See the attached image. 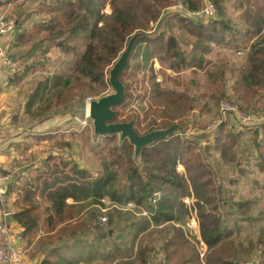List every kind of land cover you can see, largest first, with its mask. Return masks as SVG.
Returning <instances> with one entry per match:
<instances>
[{
  "label": "trees",
  "instance_id": "obj_1",
  "mask_svg": "<svg viewBox=\"0 0 264 264\" xmlns=\"http://www.w3.org/2000/svg\"><path fill=\"white\" fill-rule=\"evenodd\" d=\"M211 1L216 17L203 24L180 13L163 15L175 6L188 13L197 12L203 7L201 0H40L34 12L37 22L29 29L18 22L14 44L6 53L12 47L30 43V58L47 56L50 51L76 57L64 73H48L36 83L25 113L43 120L59 108L92 97L96 89L93 85L103 87L108 69L136 33L152 38L136 42L128 66L119 76L125 97L115 108L114 121L133 119L136 132L142 135L172 125L187 126L198 109L209 113L201 96H192L187 89L178 90L176 79L208 64L206 55L223 45L224 33L236 32L221 17L225 0ZM234 3L244 7L246 22L257 29L255 34L260 33L264 27V0ZM105 7L110 10L108 14ZM180 34L190 39L184 46L178 41ZM225 59L205 75L208 98L216 105L226 99L244 113L264 117V36L251 45L239 69H231ZM155 61L161 67L167 65L176 75L169 78L168 85L158 82ZM32 65L27 63L21 75ZM20 79L18 75L13 80L18 83ZM127 107L132 109L130 114L124 112ZM246 134L244 150H239L241 139L223 122L213 132L210 144L209 137L202 145L200 139L173 135L144 148L138 164L127 141L118 144L116 136L104 137L111 145L107 155L101 157L102 169L96 176L62 159L49 164V158L43 169L19 189L15 202L18 212L13 220L22 229L20 238L26 248L36 243L38 264H77L64 251L84 232H93L95 244L117 247L109 232L97 224L95 211L87 217L81 215L85 202L98 210L105 207L106 200L119 205L130 202L147 213L138 224L129 225L133 240L152 228L166 232L158 264H264V207L253 195L256 190H264V183L251 181L256 172L264 174V123L254 125ZM242 179L253 186L249 196L239 195L236 199L231 188ZM155 194L159 196L150 205L148 200H153ZM185 198L193 200L190 210L197 217L198 239L183 230L190 214ZM119 224L111 217L107 221L113 230ZM252 224L258 226L256 237L248 232L241 238L242 230L251 229ZM37 232L41 236L37 237ZM122 237L120 234L116 239ZM153 249L138 247L141 264H147Z\"/></svg>",
  "mask_w": 264,
  "mask_h": 264
},
{
  "label": "rangeland",
  "instance_id": "obj_2",
  "mask_svg": "<svg viewBox=\"0 0 264 264\" xmlns=\"http://www.w3.org/2000/svg\"><path fill=\"white\" fill-rule=\"evenodd\" d=\"M0 2H3L0 3V17L5 19H13L16 23L19 20L17 14L19 11L17 7H19V5H21L22 8H27V6L37 8L40 0H20L17 2H12L13 4L11 5V7H3L8 2V0H1ZM104 12L108 14L110 12L109 8L105 7ZM191 18L195 21L203 22L196 16H192ZM37 20L38 17L33 12L28 15V19H25V21L28 22L27 25H29V28L32 27V25L35 24ZM203 24L206 23L203 22ZM153 30H155V26L152 31ZM147 35L150 36L149 34ZM180 36H177V38L182 46L190 41L189 38V40L186 39L185 35L180 34ZM81 43L83 44V39H81L80 44ZM30 47L31 45L29 43V45L20 47L16 50L11 51L10 49L8 53L3 52L5 56H10L12 58L22 60L25 65L27 63H33V67L30 71L23 75H21L22 71L19 73V75L22 77L18 81V83L13 81L18 94L17 104L20 100L22 102V100L28 99L29 94L33 91L36 83L41 80L42 77L46 76L48 73H64L67 68H70L73 65L76 57L72 55L62 56L57 54L55 51H50L47 56H38L39 54H37V56L30 58ZM82 49L83 46L79 47V52L82 51ZM213 52L206 55L209 58L208 60L211 59L210 61L213 63V65L209 66L203 63L202 68H196L195 71L188 70L187 72L181 74L179 76V79H176V82H179L177 84L180 85L178 90L183 91L184 89H187L192 96H201V102L207 103L208 107L211 110L208 113L205 111H199L200 109H198L192 115V117H190L191 120L189 121V124L187 126H180L184 129V133L182 135L176 133V135L182 136L189 140L200 139L199 143L202 145L206 144V137H209L208 143L210 144L212 142L211 136L213 135V132L223 122L225 125H227L228 129L232 130V133L236 137L241 139V146L239 147V150H244L246 145L243 141L247 139V135L245 136L244 133H247L254 125L264 123V117H255V114L253 113H244L240 109H238L237 105L230 104L226 99H222L221 101H225L229 105L236 107L240 113L249 115L253 119L252 123L245 124L234 114L222 115L219 111V104L221 101H219L218 105H216L213 100L208 98V95L210 96V92L207 88V79L205 75L208 73L207 71L213 72L217 68L216 64L226 57L223 54L218 53V55L214 56L212 54ZM245 56H243V58H245ZM240 62H242V60H240ZM154 65H158L159 67L156 68L158 82L167 84V81H169L170 77L176 76L172 72L171 74L166 72L169 71L167 69V65H162L161 67L156 61L154 62ZM33 70L35 71L32 73L31 71ZM106 79L107 82H105L101 89L97 84L93 85V88L96 89L93 90V95L91 94L92 97L88 96L82 102H73L65 108H59L56 111H53L51 116L47 119L42 120L43 117L30 118V116H23L24 130H26V128L28 127H36L38 134L33 140L35 148L33 147L32 149L35 150L30 154L29 157L23 160L24 164L30 165L31 167L43 169V166L45 165L47 160L49 158H52L49 164L60 162V159H62L66 162L74 164L75 166H78L79 168L88 170L95 176L101 171V157L107 155V150L109 149V146L111 144L108 143L104 137L94 136L92 121L88 118V104L90 101L97 100L112 93V89L108 84V72ZM202 95H206L207 98H202ZM130 109V107H127L124 111L125 114H130ZM19 110L20 107L18 111ZM46 123H48L47 126L44 129H40V127H42V125H46ZM116 140L118 144L121 143L118 137H116ZM138 160L135 161L136 164H138ZM179 170L182 171V169ZM256 173L255 176L251 177V181L256 180L260 184H263L264 174ZM252 186L253 184L251 182L248 183V180L242 179V182L238 186L232 187L231 190L232 193H235V198L238 199L239 195L245 197L249 196V192L251 191ZM253 195L257 196L260 199V207H264V190H256L254 191ZM158 196L159 194L153 195L152 199L154 200L149 199L148 203L150 205H154ZM184 203L186 207L189 208L190 214L187 218V225L183 226V230L188 236H195L198 239L199 234L197 217L195 215V212L190 210L193 200L191 198H185ZM104 204L105 207L101 210H98L95 206L89 204V201H86L82 208L81 215L87 217L90 213L95 211V214L97 215V224H99V227L102 229V231L111 232L109 236L110 238H113L115 246L117 247H105L103 244H101L102 242L95 244L92 241L93 232H84L82 233L83 235L79 236L80 240H78L77 242L69 243L70 245H68L64 252H68L67 254H69L70 258L74 259L77 264H141L137 253V249L141 245L144 248H146L147 246L154 248L148 256L149 258L147 259V264H158L161 261L159 247L162 244L164 237H166L165 230L152 228L148 232L139 236L136 240H133V235L129 231V225L133 223L138 224L142 218H145L147 216V213L143 210V208L138 207L130 202L127 204L119 205L110 203L106 200L104 201ZM109 217L114 219L115 222L120 221L119 226H117V228H115L114 230L108 228L107 221ZM257 229L258 226L256 224H252L251 229L246 228V230H242L240 237L244 238L245 235L248 234V232H251L250 234H253V238H255ZM41 234V232H37V237L41 236ZM120 234H123L124 237H122L121 239H116V237ZM14 241H16L23 250L26 249L24 243L22 244L21 241L19 243L15 238ZM82 242L86 243L83 244ZM92 244H94V247L92 246ZM200 247V250L203 252V246L200 245ZM37 248L38 246L36 245V243H32L29 253H26L25 251L24 256H27L31 260L40 257L38 254L35 255ZM116 248L118 249L116 250ZM244 264L251 263L244 262Z\"/></svg>",
  "mask_w": 264,
  "mask_h": 264
},
{
  "label": "crops",
  "instance_id": "obj_3",
  "mask_svg": "<svg viewBox=\"0 0 264 264\" xmlns=\"http://www.w3.org/2000/svg\"><path fill=\"white\" fill-rule=\"evenodd\" d=\"M17 1L20 0H8L3 7H11L13 4L12 2ZM17 9L21 10L18 14V22L21 24L23 23V26L29 29V25H27L28 22H26L25 19H28V15L31 12H35V8L32 6L22 8V6L19 5ZM176 13H180L188 18H191V16L180 6L167 9L163 15L168 17L173 16ZM221 17L229 21L230 27L235 29L236 32L233 35L229 32L224 33L225 39L223 45L221 44L220 46L215 47L212 54L214 56L223 54L226 56V59H224L225 61H228L230 68L237 70L243 63V56L246 55L251 45L264 36V27H262V31L260 33L255 34L257 29L253 26L251 27V25L246 22L244 7H240L234 3V0H225ZM13 38L14 33L5 36L1 40L5 43V47L2 52H6L8 48L14 44ZM16 49H19V47H12L11 51ZM208 59V56L205 57V62H208L207 65H213L210 61L211 59ZM240 60H242V62H240ZM154 67L155 69L159 68L158 65H154ZM166 72L171 74V71ZM18 75L10 76L7 69L0 61V175L3 177L0 181V188L3 192V194L0 193V216L2 214L10 216L9 221L6 219L4 220L7 232L12 238H15L20 243V241L22 242L20 238L22 229L18 227L13 220V215L18 212L15 202L18 198L19 189L24 186L29 179L35 177L37 173L42 170V168L31 167L23 162L24 159L29 157L30 154L34 152L35 149H32L33 147L35 148L33 140L38 134L36 127H28L24 130L23 116L29 117V115L25 113L27 99L22 100V102L20 100L17 104L18 94L13 79H15ZM19 107L20 110L18 111ZM47 124L48 123H46V125H42L40 129H44ZM244 135H247L246 132ZM30 249L31 246L26 248L24 251L29 253ZM39 260L40 257L31 260L26 256L24 257V264H38Z\"/></svg>",
  "mask_w": 264,
  "mask_h": 264
},
{
  "label": "water",
  "instance_id": "obj_4",
  "mask_svg": "<svg viewBox=\"0 0 264 264\" xmlns=\"http://www.w3.org/2000/svg\"><path fill=\"white\" fill-rule=\"evenodd\" d=\"M150 39L144 33L134 34L127 42L124 50L112 64L108 71V84L112 93L88 104V118L92 121L93 134L96 137H118L120 142L127 141L133 147V159L137 161L141 151L149 148L159 141H164L176 133L183 134L184 129L179 125H172L166 129L152 130L146 134H138L134 128V120L128 122H115V108L120 105L125 97V87L119 79L128 66L134 46L139 39ZM5 47L0 42V51ZM9 221L10 216L5 217ZM111 232H109V235Z\"/></svg>",
  "mask_w": 264,
  "mask_h": 264
},
{
  "label": "built area",
  "instance_id": "obj_5",
  "mask_svg": "<svg viewBox=\"0 0 264 264\" xmlns=\"http://www.w3.org/2000/svg\"><path fill=\"white\" fill-rule=\"evenodd\" d=\"M202 9L193 12L189 15L196 16L204 23L213 20L216 17V8L211 0H201ZM16 23L13 19H5L0 17V41L5 36L14 33ZM0 61L2 65L7 69L10 76L18 75L24 68V62L15 58L7 57L0 51ZM220 113L222 115L234 114L239 120L245 124L252 123L253 119L249 115L240 113L236 107L229 105L225 101L220 102ZM3 177L0 175V181ZM0 193L3 194L1 188ZM154 200V199H153ZM7 214L0 216V264H24L25 251L18 245L14 238H12L6 228L5 217Z\"/></svg>",
  "mask_w": 264,
  "mask_h": 264
}]
</instances>
